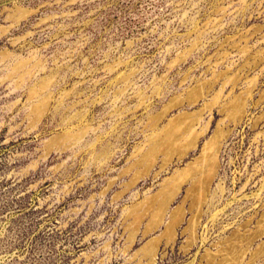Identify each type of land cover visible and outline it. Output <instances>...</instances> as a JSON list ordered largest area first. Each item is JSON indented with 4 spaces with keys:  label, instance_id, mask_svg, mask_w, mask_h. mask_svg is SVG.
I'll return each instance as SVG.
<instances>
[{
    "label": "rangeland",
    "instance_id": "374dc122",
    "mask_svg": "<svg viewBox=\"0 0 264 264\" xmlns=\"http://www.w3.org/2000/svg\"><path fill=\"white\" fill-rule=\"evenodd\" d=\"M0 264H264V0H0Z\"/></svg>",
    "mask_w": 264,
    "mask_h": 264
},
{
    "label": "bare ground",
    "instance_id": "6f19581e",
    "mask_svg": "<svg viewBox=\"0 0 264 264\" xmlns=\"http://www.w3.org/2000/svg\"><path fill=\"white\" fill-rule=\"evenodd\" d=\"M213 142H214V141H213ZM213 142H212V143H213ZM189 168H190V167H189ZM180 175H181V174H180ZM205 182H206V181H205ZM176 184H177V183H176ZM173 188H174V186H173ZM190 192H191V190H190ZM192 192H193V191H192ZM169 225H172V224H169Z\"/></svg>",
    "mask_w": 264,
    "mask_h": 264
}]
</instances>
